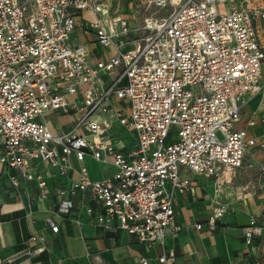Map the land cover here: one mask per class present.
<instances>
[{
    "label": "built area",
    "instance_id": "built-area-1",
    "mask_svg": "<svg viewBox=\"0 0 264 264\" xmlns=\"http://www.w3.org/2000/svg\"><path fill=\"white\" fill-rule=\"evenodd\" d=\"M226 1L229 9L219 12ZM242 1L151 0L155 12L132 26L133 15L113 16L102 0H0V181L25 217L34 207L49 209L43 165L56 177L75 173L54 191L62 220L80 225L70 216L79 207L103 230L119 228L163 247L169 232L184 228L175 217L176 195H194L190 174L206 173L214 179L210 214L193 227L216 230L228 210L219 201L221 172L239 167L250 148L264 149V97L259 118L241 117L245 96L264 91V42L254 24L264 21V8ZM84 8L99 15L88 24L96 43L113 49L93 64L70 40L76 11ZM113 99L127 102L126 116ZM95 113L106 116L98 121ZM53 114H70L69 128L53 133ZM112 115L133 132L127 151L112 141ZM85 157L111 164L114 173L91 178L73 165ZM45 224L58 232L53 216ZM262 229L251 218L241 228L245 243ZM33 238L26 258L44 249L45 236ZM156 260L175 264L163 250Z\"/></svg>",
    "mask_w": 264,
    "mask_h": 264
},
{
    "label": "crops",
    "instance_id": "crops-1",
    "mask_svg": "<svg viewBox=\"0 0 264 264\" xmlns=\"http://www.w3.org/2000/svg\"><path fill=\"white\" fill-rule=\"evenodd\" d=\"M250 6L264 8V0H260L257 4L251 3ZM82 10H88L92 14L90 19H84L87 25L99 18V15L89 8ZM111 14L114 16L124 13L112 12L111 9ZM129 23L134 26L141 22L134 16ZM254 24L259 41L264 42V21L257 20ZM76 29L78 30L75 31ZM82 30L83 34L90 36L86 42L74 40V37L80 34L76 21L75 28L70 33V40L72 44L81 45L84 48L85 57L90 64L113 53V49L104 51L96 43L93 29L91 32ZM87 45H89L88 49ZM96 50L97 54H94ZM263 97L264 91L253 97L245 96L247 102L254 99V110L248 113L243 107L241 111L243 120L251 116L256 119L260 117L259 103ZM50 117L52 123L49 127L53 133L68 129L72 120L70 114H53ZM59 118H65V120L58 123ZM254 131L259 134L257 126ZM117 137L112 134V141L115 142ZM114 144L122 151H127L132 147L133 140L123 145L116 142ZM87 160L96 162L90 157H85L81 163L73 160V165L84 167L93 179L110 176L115 171L111 164L97 162L109 166L111 170L103 176L93 177L83 165V162ZM262 161H264V149L252 147L245 154L239 167L221 172L218 182L222 185L223 194L219 201L228 203V210L214 231L206 227L199 230L193 227L196 223L204 222L210 214L214 179L206 173L190 174L195 186L194 195L178 194L173 203L176 221L184 228L178 233L169 232L163 247L139 243L119 228L103 230L95 225L93 215H88L79 207L72 209L70 216L78 218L80 225L71 220H62L56 214L54 191L59 186L67 184L69 176H75V173H70L66 177H56L51 168L42 165L40 169L48 178L49 209L34 207L30 217H25L26 210L21 202L8 197L7 188L0 181V264H140L141 258L148 259L149 264H160L156 257L162 250L174 257L175 264H264V219L261 217L264 213V174L260 173ZM244 165H248L249 168ZM242 168H245L244 174L250 175L251 179L236 186L233 180L238 177ZM230 172H235L236 176L222 179L225 173ZM199 175L205 177L207 182L198 183ZM87 204H94V202L87 201ZM48 215L53 216L59 223L58 232L52 233L46 226L45 217ZM251 218H255L257 224L263 229L260 235L254 236L252 241L246 244L241 228L248 225ZM31 234L45 236L42 243L44 249L26 258L23 255L26 247L37 245L35 238L28 240Z\"/></svg>",
    "mask_w": 264,
    "mask_h": 264
},
{
    "label": "rangeland",
    "instance_id": "rangeland-1",
    "mask_svg": "<svg viewBox=\"0 0 264 264\" xmlns=\"http://www.w3.org/2000/svg\"><path fill=\"white\" fill-rule=\"evenodd\" d=\"M103 1H106L111 5L112 12H116V13L123 12L124 14L126 13L127 15H133V16H135V18L139 22H141L146 15L153 14L155 12V9H156L151 4V0H103ZM259 2H260V0H247V1L244 0V1H242V4L244 6H250L251 3L257 4ZM238 3H240V0ZM229 7H230V3L227 1L217 4V9L219 12L227 11L229 9ZM160 12H164V11L161 10ZM157 13H158V11H157ZM91 16H92V14L88 10L76 11L75 21H76V24L79 26L80 34H77V37H74V40L76 39L79 42L84 43V42H86L87 39L90 38L89 35L83 34L82 29H86V30L91 32V29L88 27L87 23L84 20L85 18L90 19ZM77 30L78 29H76L75 31H77ZM132 35L136 36V33H133ZM88 46L89 45H87V49H88ZM125 48L129 49V48H131V46H126ZM94 54H97V50ZM262 71L264 73V65H263ZM126 103H127L126 101L122 102V101H116L115 99H113L114 108H120L121 110H123V113L125 116L127 115V108H125ZM244 107L248 113H252V111L254 110V99L248 101L244 105ZM103 116H106V114L99 115V113H95L93 115V118H95L99 121V120L104 119ZM47 119H48V125L51 126L52 118L47 116ZM64 120H65V118H59V119H57V122L58 123L63 122ZM110 120L112 121L111 122L112 126L110 128V132H111V135L115 134L118 136L117 139H115V142L117 144H120V145L127 144L129 141L132 140L131 135L133 134V132L130 129L122 126L119 123V121L115 118L114 115L110 116ZM216 134L220 139H222V137L218 131H216ZM83 165H85V167L89 170L90 174L93 177L94 176H97V177L103 176L106 172L111 170V168L107 165H102V164H99L97 162H93L90 160L83 162ZM244 166L249 168L248 165H244ZM0 168H1V164H0ZM244 170H245V168H242L240 171L241 173H238V177L233 180L234 185L237 186V185H239L241 183H245L251 179L250 175L246 176L244 174ZM233 176H236L235 172H230L227 174L225 173L223 175L222 179L228 178V177H233ZM197 179H198V183L207 182V179L201 175L197 176Z\"/></svg>",
    "mask_w": 264,
    "mask_h": 264
},
{
    "label": "bare ground",
    "instance_id": "bare-ground-1",
    "mask_svg": "<svg viewBox=\"0 0 264 264\" xmlns=\"http://www.w3.org/2000/svg\"><path fill=\"white\" fill-rule=\"evenodd\" d=\"M263 8V7H262Z\"/></svg>",
    "mask_w": 264,
    "mask_h": 264
}]
</instances>
